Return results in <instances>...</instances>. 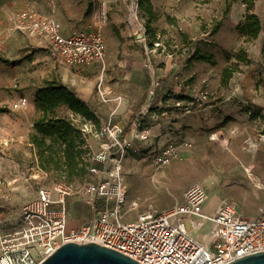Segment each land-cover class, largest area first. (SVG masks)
Returning <instances> with one entry per match:
<instances>
[{
    "label": "rangeland",
    "instance_id": "rangeland-1",
    "mask_svg": "<svg viewBox=\"0 0 264 264\" xmlns=\"http://www.w3.org/2000/svg\"><path fill=\"white\" fill-rule=\"evenodd\" d=\"M148 1L156 16L150 30L140 0H0V219L4 222L16 223L20 207L39 189L47 188L56 199L58 185H64L71 188L66 201L68 228L77 229L89 223L94 211L84 201L91 197L85 185L106 180L125 188L122 214L127 222L150 207H172L192 184L208 189L209 210L231 200L243 217L252 218L264 207V192L250 186L242 169L252 166L254 174L264 166V149L254 142L262 138L261 129L242 130L249 127L242 118H251L243 110L250 106L249 98H256L249 79L264 70V0L253 2L251 13L259 18L261 29L250 43L241 31L246 0ZM102 4L107 12L100 29L106 47L104 72L98 66L66 67L38 39L11 30V14L32 6L53 16L63 34L93 31V10ZM241 48L252 65L240 64L224 85L221 73L237 64ZM195 50L211 55L213 62L192 59ZM51 80L74 92L78 86L92 90L87 103L99 124L86 122L92 127L86 154L98 150L95 130L108 125L125 129L123 136L112 140L116 148L106 162L89 163L103 170V176L87 173L85 179L66 185L64 177L39 168L29 137L42 116L35 105L37 89ZM99 88L108 93L101 96ZM21 97L33 107L29 120L19 113L26 105L13 108ZM49 115L74 124L81 121L65 106ZM115 206V196L95 200L99 214ZM185 226L189 228L187 222Z\"/></svg>",
    "mask_w": 264,
    "mask_h": 264
},
{
    "label": "built area",
    "instance_id": "built-area-1",
    "mask_svg": "<svg viewBox=\"0 0 264 264\" xmlns=\"http://www.w3.org/2000/svg\"><path fill=\"white\" fill-rule=\"evenodd\" d=\"M92 20L93 31L79 29L66 35L53 16L42 15L32 6L10 16L13 33L38 39L53 51L62 65L98 66L104 72L106 47L100 32L107 20L104 4L94 8ZM99 91L101 96L108 93L107 88H99ZM26 102V98L21 97L13 108L24 107ZM247 114L250 116V112ZM91 128L86 123L81 125L86 140ZM125 132L119 125L95 130L98 150L87 153L85 161L106 162L116 148L112 140ZM87 148L90 151L86 142L83 149ZM88 171L90 175H104L103 170L92 165ZM84 189L91 196L84 201L94 211L89 223L77 229L68 228L66 201L71 188L64 185H58L56 199L47 188L39 189L33 199L20 207L16 223L4 222L1 218L0 264H40L61 245L70 242L96 243L140 264H228L264 252V207L252 218L243 217L238 204L231 200H223L209 210L206 207L208 189L200 184L188 186L181 200L172 207H150L129 222L123 220L125 192L121 193L120 187L106 180L87 183ZM112 196L116 197V206L97 213L95 200Z\"/></svg>",
    "mask_w": 264,
    "mask_h": 264
},
{
    "label": "trees",
    "instance_id": "trees-1",
    "mask_svg": "<svg viewBox=\"0 0 264 264\" xmlns=\"http://www.w3.org/2000/svg\"><path fill=\"white\" fill-rule=\"evenodd\" d=\"M254 1L246 0V14L241 27L246 43L256 40L261 29L259 18L251 13ZM139 7L148 17L146 28L150 30V24L156 20L152 5L148 0H140ZM192 59L213 62L211 55L201 54L198 50L194 51ZM236 60V65H228L223 69L222 84H227L238 71L240 64L250 63L243 48L239 50ZM35 105L42 112V116L34 122L35 132L30 135L29 140L36 149L39 168L49 174L53 172L59 178L64 177L66 185L75 179H85L90 164L84 159L87 150L83 149V146L86 145V139L80 129L81 125L88 121L99 124L93 110L74 91L56 80L47 81L37 89ZM61 106H65L74 118L79 117V124L63 117L49 115ZM243 111L250 112L251 118L261 117L254 107L249 106Z\"/></svg>",
    "mask_w": 264,
    "mask_h": 264
},
{
    "label": "water",
    "instance_id": "water-1",
    "mask_svg": "<svg viewBox=\"0 0 264 264\" xmlns=\"http://www.w3.org/2000/svg\"><path fill=\"white\" fill-rule=\"evenodd\" d=\"M40 264H140L128 256L96 243L61 245ZM228 264H264V252L254 253Z\"/></svg>",
    "mask_w": 264,
    "mask_h": 264
},
{
    "label": "crops",
    "instance_id": "crops-1",
    "mask_svg": "<svg viewBox=\"0 0 264 264\" xmlns=\"http://www.w3.org/2000/svg\"><path fill=\"white\" fill-rule=\"evenodd\" d=\"M251 65H252V62L250 61V63L248 65H246V67L251 66ZM256 73H258L257 78L254 76L255 78L251 77V79H249L253 82V85H252V87H249V90L253 91V93L256 95V98H249L248 101H249V105L251 107L256 108V112L259 113L261 115V117L247 118V119L242 118V120L245 121L246 125H249L248 128L245 127L242 130L248 131L250 129H257V128L261 129L262 135L260 134L259 136H261L262 138L254 139L255 140L254 142H255V145L257 148L264 149V115H263V112H264V70H263V72H262V70H259ZM257 81H260V83H258V85H256ZM81 99L84 100V98H81ZM84 101H86V100H84ZM220 133H223V132H220ZM252 138L253 137L250 136L251 142L253 140ZM248 167L250 168L251 174L254 177V179L264 188V166L261 167V170L259 172H256L254 174H253L254 167H252V166H248ZM256 191H259V190H256Z\"/></svg>",
    "mask_w": 264,
    "mask_h": 264
},
{
    "label": "bare ground",
    "instance_id": "bare-ground-1",
    "mask_svg": "<svg viewBox=\"0 0 264 264\" xmlns=\"http://www.w3.org/2000/svg\"><path fill=\"white\" fill-rule=\"evenodd\" d=\"M79 97L84 98V100H89L92 90L88 87L85 86H78L75 92ZM33 112V107L32 105L29 103L28 105H26L24 108H21L19 113L21 114L22 118H24L25 120H29L31 115ZM222 143H225V140H222ZM242 169L245 173V177L247 178V181L249 182V184L251 186H253V188H255L256 190L262 191L264 192V188L254 179V177L251 174L250 168L248 166L243 165ZM120 192L124 193L125 192V188L120 186Z\"/></svg>",
    "mask_w": 264,
    "mask_h": 264
}]
</instances>
